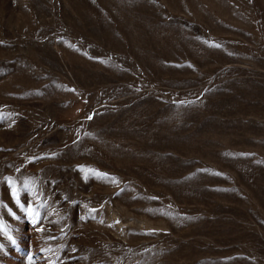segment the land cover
I'll use <instances>...</instances> for the list:
<instances>
[{"label": "rangeland", "instance_id": "rangeland-1", "mask_svg": "<svg viewBox=\"0 0 264 264\" xmlns=\"http://www.w3.org/2000/svg\"><path fill=\"white\" fill-rule=\"evenodd\" d=\"M0 222V264H264V0H0Z\"/></svg>", "mask_w": 264, "mask_h": 264}, {"label": "snow or ice", "instance_id": "snow-or-ice-1", "mask_svg": "<svg viewBox=\"0 0 264 264\" xmlns=\"http://www.w3.org/2000/svg\"><path fill=\"white\" fill-rule=\"evenodd\" d=\"M29 212H31V209H29ZM2 228H3V223L0 222V229H2Z\"/></svg>", "mask_w": 264, "mask_h": 264}]
</instances>
